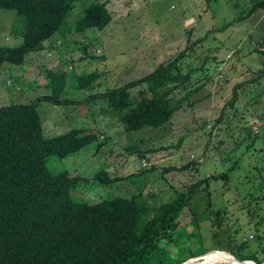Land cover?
<instances>
[{"label": "rangeland", "instance_id": "rangeland-1", "mask_svg": "<svg viewBox=\"0 0 264 264\" xmlns=\"http://www.w3.org/2000/svg\"><path fill=\"white\" fill-rule=\"evenodd\" d=\"M106 1L113 17L106 29L72 31L64 41L51 42L53 53L31 54L21 66L4 65L0 108L50 98L49 71H72L83 80L98 75L95 82L91 80V90L78 89L68 80L63 104L41 101L38 111L47 136L73 128L98 136L76 155L49 158L50 170H66L78 177L74 197L92 203L143 192L160 204L204 178L227 174V181H212L208 190L202 187L189 202L179 220L176 242L188 254L202 250L201 255L211 251L234 257L254 255L264 264V191L260 192V180L246 178L244 171L228 172L242 153V160L255 162L262 147L260 143L255 152L248 150L252 138L246 136L248 130L256 137L262 135L254 123L264 121L263 0ZM85 5V1L75 4L70 24L83 16ZM185 17H190L188 24ZM25 25L16 12L2 10L0 45L20 46ZM224 26L228 28L221 30ZM199 39L184 67L185 72L196 70L189 89L199 87L200 91L164 128L127 132L104 99L89 100L147 76ZM49 44L47 41L45 46ZM137 89L133 90L135 97ZM185 94L182 91L179 97ZM234 100L236 105L229 106ZM143 151L148 152L144 158L140 156ZM103 173L113 184L102 183ZM209 198L211 210H206ZM219 210L222 212L216 216ZM167 248L178 257L179 247L172 244ZM196 257L189 255L181 264Z\"/></svg>", "mask_w": 264, "mask_h": 264}, {"label": "trees", "instance_id": "trees-1", "mask_svg": "<svg viewBox=\"0 0 264 264\" xmlns=\"http://www.w3.org/2000/svg\"><path fill=\"white\" fill-rule=\"evenodd\" d=\"M82 1L86 2L84 14L72 25L69 22L71 13L75 4ZM260 5H264V0ZM2 10L16 12L26 25L20 46L0 45V83L5 64L25 65L28 56L46 49L47 41L50 44L53 40L64 41L72 31L104 30L113 21L106 0H0V21ZM238 19L239 22L243 20ZM227 28L224 26L221 30ZM200 41L147 76L111 89L105 95L90 96L89 100L104 99L108 110H112L127 132L164 128L184 108V103L200 91L199 87L189 89L196 70L185 72L184 67L185 59L192 56ZM83 50L87 53L88 45ZM82 77L67 70L49 71L48 87L53 91L50 98L0 108V264H181L189 255L203 254L202 250H191L188 254L180 247L181 243L176 242L180 234L179 220L202 187L208 190L212 181H227L229 175L204 178L160 204L143 192L92 203L74 197L73 192L80 183L78 177L66 170L57 173L50 170L49 158L71 157L98 140L96 134L82 128L49 137L38 111L44 100L65 103L62 98L67 93L68 80H73L78 89L91 90V80L95 82L98 75L85 80ZM137 88L140 91L135 97L133 90ZM182 91L186 94L180 98ZM228 105L235 106V100ZM261 116L264 119V112ZM262 121L258 119L254 123L262 135L256 137L248 130L246 136L252 138L247 146L250 151L255 152L257 144L261 143L260 155L255 162L248 163L242 160V153L228 170L244 171L246 178L248 175L260 180V192L264 191ZM147 153L143 151L140 156L144 158ZM103 174L100 175L102 183L113 184V181L108 182V174ZM207 204L206 210H211L210 198ZM221 212L216 211L215 215ZM172 244L179 247L177 258L173 250L167 248ZM183 245L191 247L189 243ZM236 257L255 261L251 264H262L254 255Z\"/></svg>", "mask_w": 264, "mask_h": 264}, {"label": "bare ground", "instance_id": "bare-ground-1", "mask_svg": "<svg viewBox=\"0 0 264 264\" xmlns=\"http://www.w3.org/2000/svg\"><path fill=\"white\" fill-rule=\"evenodd\" d=\"M201 259L198 262L191 261L186 264H251L240 263L233 255L221 251H211Z\"/></svg>", "mask_w": 264, "mask_h": 264}, {"label": "water", "instance_id": "water-1", "mask_svg": "<svg viewBox=\"0 0 264 264\" xmlns=\"http://www.w3.org/2000/svg\"><path fill=\"white\" fill-rule=\"evenodd\" d=\"M222 252V251H221ZM210 253V252H209ZM207 255V253L206 254H204V255H201V256H198V257H196V258H194L193 260L191 259V260H189V261H196V260H199V259H201V258H203L204 256H206ZM236 258V257H235ZM240 263H251V262H253V261H249V260H239L238 258H236Z\"/></svg>", "mask_w": 264, "mask_h": 264}, {"label": "clouds", "instance_id": "clouds-1", "mask_svg": "<svg viewBox=\"0 0 264 264\" xmlns=\"http://www.w3.org/2000/svg\"><path fill=\"white\" fill-rule=\"evenodd\" d=\"M52 45L51 44H49L47 47H46V49L44 50V51H46V52H50V53H53V51H52ZM43 52V51H42ZM145 163H146V161H145ZM147 164V163H146ZM209 253V252H208ZM198 257V256H197ZM240 260V259H239ZM253 262H255V261H253ZM257 263V262H256Z\"/></svg>", "mask_w": 264, "mask_h": 264}, {"label": "crops", "instance_id": "crops-1", "mask_svg": "<svg viewBox=\"0 0 264 264\" xmlns=\"http://www.w3.org/2000/svg\"><path fill=\"white\" fill-rule=\"evenodd\" d=\"M188 20H190V17H185V21H184L185 24H188V22H190V21H188ZM191 20H192V19H191ZM145 26H146V25H145ZM148 32H149V33H152L151 31H148ZM174 41L177 42V40H175V39H174ZM168 43H169V42H168ZM159 65H160V64H159ZM1 76H2V75H1Z\"/></svg>", "mask_w": 264, "mask_h": 264}, {"label": "built area", "instance_id": "built-area-1", "mask_svg": "<svg viewBox=\"0 0 264 264\" xmlns=\"http://www.w3.org/2000/svg\"><path fill=\"white\" fill-rule=\"evenodd\" d=\"M147 165V164H146Z\"/></svg>", "mask_w": 264, "mask_h": 264}]
</instances>
